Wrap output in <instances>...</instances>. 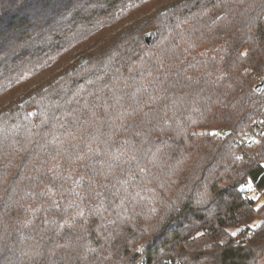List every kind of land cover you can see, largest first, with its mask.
<instances>
[{"label": "trees", "instance_id": "16d2710c", "mask_svg": "<svg viewBox=\"0 0 264 264\" xmlns=\"http://www.w3.org/2000/svg\"><path fill=\"white\" fill-rule=\"evenodd\" d=\"M260 81L264 0H0V264H263Z\"/></svg>", "mask_w": 264, "mask_h": 264}, {"label": "water", "instance_id": "95a60500", "mask_svg": "<svg viewBox=\"0 0 264 264\" xmlns=\"http://www.w3.org/2000/svg\"><path fill=\"white\" fill-rule=\"evenodd\" d=\"M145 40L147 41L148 44H151L155 39H156V33L155 31H150L144 35ZM264 85L263 81H260L258 85L255 86L256 91H260Z\"/></svg>", "mask_w": 264, "mask_h": 264}, {"label": "built area", "instance_id": "2783aa9c", "mask_svg": "<svg viewBox=\"0 0 264 264\" xmlns=\"http://www.w3.org/2000/svg\"><path fill=\"white\" fill-rule=\"evenodd\" d=\"M254 124H255V126H254V127H255V132H259V133L264 134V131H261L260 127L257 126L256 123H254ZM215 132H216V133H222V132H223V128L216 129Z\"/></svg>", "mask_w": 264, "mask_h": 264}, {"label": "rangeland", "instance_id": "374dc122", "mask_svg": "<svg viewBox=\"0 0 264 264\" xmlns=\"http://www.w3.org/2000/svg\"><path fill=\"white\" fill-rule=\"evenodd\" d=\"M80 61H82V62H83V61H84V59H81ZM216 129H220V128H215V129H213V131H212V132H213V133H215V134H217V133L215 132V130H216ZM240 155H241V154H240ZM245 191H247V190L245 189ZM255 195H256V194H255ZM263 264H264V263H263Z\"/></svg>", "mask_w": 264, "mask_h": 264}, {"label": "snow or ice", "instance_id": "6c2138e0", "mask_svg": "<svg viewBox=\"0 0 264 264\" xmlns=\"http://www.w3.org/2000/svg\"><path fill=\"white\" fill-rule=\"evenodd\" d=\"M133 159H135V157H133Z\"/></svg>", "mask_w": 264, "mask_h": 264}]
</instances>
